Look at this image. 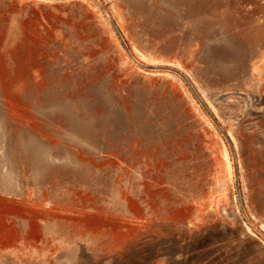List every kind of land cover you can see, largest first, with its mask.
Wrapping results in <instances>:
<instances>
[{
	"label": "rangeland",
	"instance_id": "1",
	"mask_svg": "<svg viewBox=\"0 0 264 264\" xmlns=\"http://www.w3.org/2000/svg\"><path fill=\"white\" fill-rule=\"evenodd\" d=\"M0 264H264V0H0Z\"/></svg>",
	"mask_w": 264,
	"mask_h": 264
}]
</instances>
